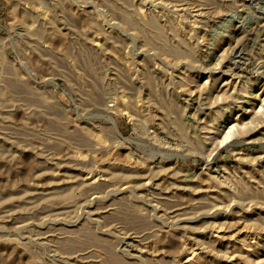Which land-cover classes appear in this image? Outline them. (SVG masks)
I'll return each mask as SVG.
<instances>
[{
    "label": "rangeland",
    "instance_id": "374dc122",
    "mask_svg": "<svg viewBox=\"0 0 264 264\" xmlns=\"http://www.w3.org/2000/svg\"><path fill=\"white\" fill-rule=\"evenodd\" d=\"M261 108L264 0H0V264H264Z\"/></svg>",
    "mask_w": 264,
    "mask_h": 264
},
{
    "label": "bare ground",
    "instance_id": "6f19581e",
    "mask_svg": "<svg viewBox=\"0 0 264 264\" xmlns=\"http://www.w3.org/2000/svg\"><path fill=\"white\" fill-rule=\"evenodd\" d=\"M141 9V8H140ZM257 33V32H256ZM263 105V104H262ZM262 109V111L264 112V110H263V108H261ZM261 111V110H260ZM259 118V117H258ZM258 120V119H257ZM256 121V120H255ZM248 124H246V126H247ZM232 129V128H231ZM246 129H247V127H246ZM246 131V130H245ZM236 135V129H235V127L232 129V131L231 132H229V134L228 135H226L225 137H224V139H223V141H222V143L223 142H225V141H227V140H229V139H231V138H233L234 136ZM221 145V144H220ZM194 255V254H193Z\"/></svg>",
    "mask_w": 264,
    "mask_h": 264
}]
</instances>
